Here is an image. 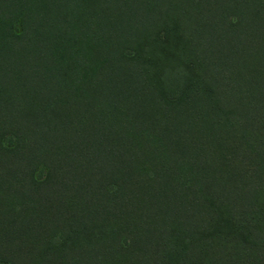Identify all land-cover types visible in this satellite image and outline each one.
<instances>
[{"label":"trees","instance_id":"16d2710c","mask_svg":"<svg viewBox=\"0 0 264 264\" xmlns=\"http://www.w3.org/2000/svg\"><path fill=\"white\" fill-rule=\"evenodd\" d=\"M0 264H264V0H0Z\"/></svg>","mask_w":264,"mask_h":264},{"label":"rangeland","instance_id":"374dc122","mask_svg":"<svg viewBox=\"0 0 264 264\" xmlns=\"http://www.w3.org/2000/svg\"><path fill=\"white\" fill-rule=\"evenodd\" d=\"M15 29H16V31L18 30V27L16 26L15 27ZM44 170H42V171H38L37 173H36V176L38 177V176H40V177H43L44 176Z\"/></svg>","mask_w":264,"mask_h":264}]
</instances>
